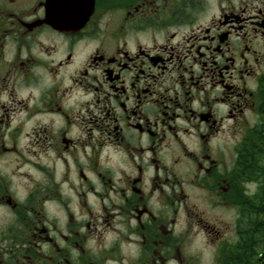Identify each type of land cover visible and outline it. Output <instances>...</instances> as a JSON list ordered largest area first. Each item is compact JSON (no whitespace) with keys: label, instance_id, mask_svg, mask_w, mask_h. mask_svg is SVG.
<instances>
[{"label":"clouds","instance_id":"1","mask_svg":"<svg viewBox=\"0 0 264 264\" xmlns=\"http://www.w3.org/2000/svg\"><path fill=\"white\" fill-rule=\"evenodd\" d=\"M224 13L245 18L243 30L225 25ZM257 20L264 0H136L118 23L105 8L75 34L0 29V264H220L222 243L234 244L248 217L201 199L210 194L198 164L207 168V155L222 161L219 174L234 172L236 149L260 121ZM193 43L204 45L209 69L234 58L231 93L194 59ZM153 56L171 58L153 65ZM106 68L120 74L119 91ZM208 112L215 123L200 119ZM234 178L242 198L259 201L264 176Z\"/></svg>","mask_w":264,"mask_h":264},{"label":"flooded vegetation","instance_id":"2","mask_svg":"<svg viewBox=\"0 0 264 264\" xmlns=\"http://www.w3.org/2000/svg\"><path fill=\"white\" fill-rule=\"evenodd\" d=\"M7 3L10 7L5 9L3 5ZM136 0H0V29L6 30V26H17L24 33H33L45 27L64 34H75L82 32L97 16L102 9H112L114 13V22L118 23L123 10L130 4H135ZM139 11V8L137 9ZM28 17V18H25ZM223 23L232 25L233 27L243 30L245 26V18L238 13H224ZM254 31L264 35V20L253 22ZM230 32H222L219 34V43L216 45L215 51L222 52V45L226 44ZM204 39H208L207 36ZM215 39V38H213ZM210 47V46H209ZM250 45H245V51L250 49ZM194 50L196 57L202 61V66L209 69V61L203 59L207 52L204 50V45L195 43L190 45L189 51ZM243 56V53H241ZM171 57L153 56L151 62L153 65H163L166 59ZM100 59H103L101 57ZM229 63H225L223 67L215 66L217 62L212 61L214 67L209 71L215 75L217 83L224 87L225 91L231 93L233 86L226 81V73L231 69L234 58L229 57ZM111 62H115V57ZM247 63V61H245ZM124 68H128L125 63ZM105 72L109 81L112 82L114 91H119L120 86L117 81L120 79V74L111 68H106ZM244 69H241V79H243ZM194 85L199 84L195 77H192ZM214 87L216 85H213ZM144 93L150 92V89H144ZM264 103V102H262ZM121 107H125L122 103ZM254 113L260 116V121L251 129H248L244 136L243 142L236 149L238 156L236 158V168L234 172L221 175L217 169L222 167V161L209 159L205 155V161L208 167L198 164V167L207 173L204 189L209 192V196H202L201 199L211 204L212 209L223 215H228L234 206H239L242 213L248 217L247 221L241 226L238 224L235 235L238 239L234 244H228L226 241L222 243L220 248V264H264V193L258 202L249 201L241 197L235 176L238 174H252L264 176V173H258L255 165L256 158L254 156V137L255 133L260 130L264 131V106L253 105ZM133 117L136 113L133 112ZM165 116L169 114L164 113ZM232 114L230 113V116ZM200 119L205 122L215 123L212 113H200ZM138 131H145V127L141 123L135 125ZM171 131V128L169 129ZM149 135L155 136L153 130L148 129ZM114 135L120 134V125L117 124L113 129ZM67 147V141L65 140ZM259 161V160H258ZM79 178L87 181L88 174L84 171L79 172ZM210 181V182H207ZM140 182V177L136 178V185ZM195 187L199 188L200 185ZM133 192L137 195L142 191L137 186L133 187ZM216 197L213 200L212 197ZM138 215L148 214V210L140 209ZM143 227V225H142ZM214 237L219 238L220 234L214 229H210ZM44 234V233H42ZM46 235V234H45ZM161 235L166 237L168 233L161 226Z\"/></svg>","mask_w":264,"mask_h":264},{"label":"trees","instance_id":"3","mask_svg":"<svg viewBox=\"0 0 264 264\" xmlns=\"http://www.w3.org/2000/svg\"><path fill=\"white\" fill-rule=\"evenodd\" d=\"M254 146L253 147V150H254V156L256 158V161H255V165L256 167L254 169L257 170L258 173H264V166H261L260 163H259V154L261 153L260 151H263V150H259L260 148L261 149H264V131L260 130L259 132H256L255 133V137H254Z\"/></svg>","mask_w":264,"mask_h":264},{"label":"rangeland","instance_id":"4","mask_svg":"<svg viewBox=\"0 0 264 264\" xmlns=\"http://www.w3.org/2000/svg\"><path fill=\"white\" fill-rule=\"evenodd\" d=\"M259 150H263V151H260L261 153H260L259 156H258V157L260 158V159H259V162H260V160L264 159V149H261V148H260Z\"/></svg>","mask_w":264,"mask_h":264}]
</instances>
